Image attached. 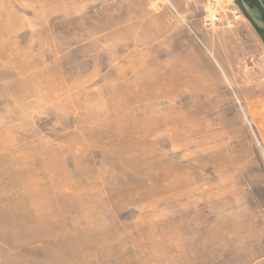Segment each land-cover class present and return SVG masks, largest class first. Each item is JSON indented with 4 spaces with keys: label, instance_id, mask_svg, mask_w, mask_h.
<instances>
[{
    "label": "rangeland",
    "instance_id": "374dc122",
    "mask_svg": "<svg viewBox=\"0 0 264 264\" xmlns=\"http://www.w3.org/2000/svg\"><path fill=\"white\" fill-rule=\"evenodd\" d=\"M0 264H264V0H0Z\"/></svg>",
    "mask_w": 264,
    "mask_h": 264
},
{
    "label": "built area",
    "instance_id": "2783aa9c",
    "mask_svg": "<svg viewBox=\"0 0 264 264\" xmlns=\"http://www.w3.org/2000/svg\"><path fill=\"white\" fill-rule=\"evenodd\" d=\"M214 21H216V17H212L210 19H206V22H208V23H211V22H214Z\"/></svg>",
    "mask_w": 264,
    "mask_h": 264
}]
</instances>
